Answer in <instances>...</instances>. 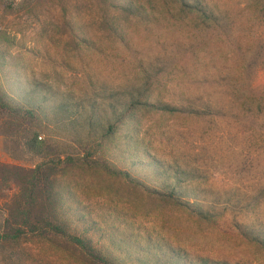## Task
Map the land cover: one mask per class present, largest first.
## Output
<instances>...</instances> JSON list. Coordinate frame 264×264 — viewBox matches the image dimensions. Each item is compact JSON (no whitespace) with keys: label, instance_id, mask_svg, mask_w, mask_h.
Returning a JSON list of instances; mask_svg holds the SVG:
<instances>
[{"label":"rangeland","instance_id":"374dc122","mask_svg":"<svg viewBox=\"0 0 264 264\" xmlns=\"http://www.w3.org/2000/svg\"><path fill=\"white\" fill-rule=\"evenodd\" d=\"M208 2L229 13L233 22L229 35L237 40L212 46L220 91L225 92L229 75L246 57L251 86L264 95V18L256 8L257 1ZM106 10L102 0H0V89L11 102L37 108L41 118L33 127L16 128L0 109L2 222L20 197L25 170L57 155L63 159L81 157L89 140L102 139L105 121L91 117L82 85L93 79L118 86L130 72L126 65L131 61H151L165 53L163 41L144 36L131 41V51L113 41H96L104 53L73 39L71 27L82 36L104 40ZM119 18L134 28L133 17ZM253 38L258 40L255 50L250 49ZM168 47L171 54L174 48ZM194 55L186 50L176 57L190 65ZM215 113L201 118L173 116L160 122L156 121L158 114L146 113L142 118L146 134L139 135L141 151L146 146L166 164L197 173L199 178L182 181L181 187L190 200L212 211L214 222L191 216L164 198L139 193L141 189L137 191L124 177L59 165L63 170L56 185L68 192L67 205L71 203L62 216L73 225L92 226L90 234L104 247L114 237L116 246L111 249L127 264H161L157 255L167 251L163 245L186 250L194 260L207 258L215 264H264V248L247 236L250 232L264 233V119L242 110ZM29 129L38 134L41 154L26 146L32 134ZM119 134L123 138L134 135L126 129ZM105 153L113 163L131 166L121 162L126 154L107 148ZM139 174L147 184H154L151 172ZM170 183L175 185V180L171 178ZM106 228L121 232L111 236ZM0 264L91 262L65 237L44 239L28 233L13 243L0 241Z\"/></svg>","mask_w":264,"mask_h":264},{"label":"trees","instance_id":"16d2710c","mask_svg":"<svg viewBox=\"0 0 264 264\" xmlns=\"http://www.w3.org/2000/svg\"><path fill=\"white\" fill-rule=\"evenodd\" d=\"M256 1V8L264 18V0ZM102 2L107 8L104 14V40L82 36L77 29L71 27L70 34L75 41L104 53L102 46H97L96 41H113L124 51H131V41H135L136 36H144L153 41H163L165 53L151 61H131L126 65L130 72H127L123 83L118 86L93 79L82 85L91 117L105 121L101 125L102 139L98 141L93 137L89 140L81 157L67 156L63 159L61 155H57L56 159L43 161L36 167L25 170V182L21 187L20 197L14 200L15 206L4 221H0V241L13 243L28 233L44 239H49L50 235L62 236L76 249L81 250L91 264H127L120 254H115L111 249L116 246L114 237H110L112 239L104 247L103 242L95 240L90 234L89 229L92 226L86 228L79 224L73 225L62 216L67 214L66 209L71 203L67 205L70 201L68 192L56 185L57 175L63 170L58 166L63 165L70 169L83 166L99 169L109 176L124 177L134 183L137 191L141 189L139 193L143 191L148 197L164 198L183 208L191 216L212 223L215 221L212 211L205 209L198 201L190 200L181 187L182 181L199 178L197 173L180 165L166 164L146 146L141 151L143 143L139 135L146 134L142 118L144 119L146 113L158 114V122L173 116L201 118L216 115L215 112L225 109H233L250 111L253 116L264 119V95L257 93L251 86L246 57L238 63L237 70L229 75L225 92L220 91L217 74L213 71L217 64L212 46L217 45V42L234 44L237 40L229 35L233 30L229 13L210 4L208 0ZM120 15L133 17L134 28L130 29L123 24ZM257 41V38L252 39L250 49H256ZM168 46L174 48L171 54ZM186 50L195 54L188 61L190 65L182 63L176 57L178 52L182 54ZM0 109L4 110L10 123L16 128L33 127L41 120L37 108L11 102L1 89ZM121 129L130 130L134 135L123 138L119 134ZM29 132L33 135L26 141L27 148L41 154L42 145L38 142V134L31 129ZM120 139H124V142L120 143ZM105 143L107 147L105 146L104 151ZM106 148L126 154L121 162H128L131 166L125 168L123 164L113 163L106 156ZM145 171L152 173L154 184L149 185L142 179L139 172ZM171 178L175 180V185L170 183ZM160 181L163 183L162 187L158 185ZM93 223L95 226L96 223ZM106 231L111 236L121 232L113 228H106ZM247 236L264 248V233L250 232ZM147 240L153 239L148 237ZM152 246L155 247L156 244L152 243ZM163 246L167 247V251L157 255V261L161 264H215L207 258L194 260L186 250Z\"/></svg>","mask_w":264,"mask_h":264}]
</instances>
